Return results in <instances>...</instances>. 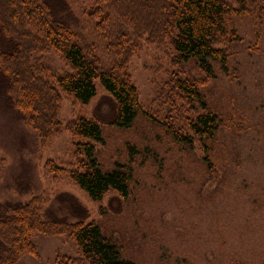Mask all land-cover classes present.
<instances>
[{"label": "trees", "instance_id": "1", "mask_svg": "<svg viewBox=\"0 0 264 264\" xmlns=\"http://www.w3.org/2000/svg\"><path fill=\"white\" fill-rule=\"evenodd\" d=\"M249 17L264 28V0H0V97L35 136L40 159L64 132L71 136L70 157L48 159L43 170L55 179L65 175L94 204L110 195L125 205L142 204L145 163L163 174L166 159L138 163L133 155L142 147L160 158V141L145 146L124 137L132 145L127 155L122 146V161L108 146V136L129 132L139 117L172 139L188 165L187 177L220 183L229 164L218 136L229 130L238 137L244 128L219 105L213 88L218 74H229L242 42L238 21ZM150 51L152 64L144 71L153 75L156 92L143 104L132 63ZM48 54L68 70L60 71ZM97 82L112 102L111 118L77 115L63 121L64 99L75 109L89 105ZM49 202L44 192L0 204V264L38 259L36 235L73 241L77 256L58 254L56 264H137L124 258L128 244L115 240L113 229L87 220V214L74 221L45 217ZM99 206L100 212L108 209Z\"/></svg>", "mask_w": 264, "mask_h": 264}, {"label": "rangeland", "instance_id": "2", "mask_svg": "<svg viewBox=\"0 0 264 264\" xmlns=\"http://www.w3.org/2000/svg\"><path fill=\"white\" fill-rule=\"evenodd\" d=\"M238 30L242 42L235 47L229 74H218L213 88L219 105L239 118L244 128L238 137L229 130L218 136L229 164L223 182L202 183L200 178L187 177L188 165L172 139L139 117L129 132L108 136V146L122 161L124 151L130 154L126 146L132 145L123 142L124 137L136 138L145 146L160 141V158L142 147L133 155L138 163L145 157L166 159L163 174L161 170L159 176L158 168L145 163L140 182L146 190L142 204L125 205L112 195L94 204L65 175L55 179L43 170L48 159L70 157L71 136L64 132L40 159L35 136L0 97V204L23 203L45 192L50 195L45 217L54 214L74 221L87 214V220L113 229L115 240L128 244L122 249L124 258L137 264H264V28L249 17L238 21ZM47 57L60 71L68 70L57 57ZM152 59V51L144 52L132 63L143 104L156 92L150 83L153 75L144 71ZM112 112L110 97L97 82V95L89 105L75 109L64 99L61 119L96 115L107 120ZM168 168L174 172L169 173ZM194 182L199 186H192ZM208 195L206 203L198 202ZM99 205L108 209L102 213ZM33 242L39 258L25 256L19 264H56L58 254L77 256L73 241L66 237L36 235Z\"/></svg>", "mask_w": 264, "mask_h": 264}]
</instances>
